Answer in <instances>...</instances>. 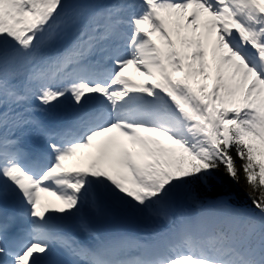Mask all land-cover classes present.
Segmentation results:
<instances>
[{
    "label": "snow or ice",
    "instance_id": "6c2138e0",
    "mask_svg": "<svg viewBox=\"0 0 264 264\" xmlns=\"http://www.w3.org/2000/svg\"><path fill=\"white\" fill-rule=\"evenodd\" d=\"M0 264H264V0H0Z\"/></svg>",
    "mask_w": 264,
    "mask_h": 264
},
{
    "label": "trees",
    "instance_id": "16d2710c",
    "mask_svg": "<svg viewBox=\"0 0 264 264\" xmlns=\"http://www.w3.org/2000/svg\"><path fill=\"white\" fill-rule=\"evenodd\" d=\"M237 163L239 164V161H237ZM224 179L227 180V178H224ZM227 183L229 184L230 188L232 189L234 193V200H233L234 202H236L239 205L243 204L246 206L247 205L251 206V201L249 200L247 196L246 185L244 184L242 173H241V183L240 184H235L232 181H227Z\"/></svg>",
    "mask_w": 264,
    "mask_h": 264
},
{
    "label": "bare ground",
    "instance_id": "6f19581e",
    "mask_svg": "<svg viewBox=\"0 0 264 264\" xmlns=\"http://www.w3.org/2000/svg\"><path fill=\"white\" fill-rule=\"evenodd\" d=\"M42 196H44V194H42ZM45 198L48 199V200H51L49 196H48V197H45ZM51 201H52V200H51Z\"/></svg>",
    "mask_w": 264,
    "mask_h": 264
},
{
    "label": "rangeland",
    "instance_id": "374dc122",
    "mask_svg": "<svg viewBox=\"0 0 264 264\" xmlns=\"http://www.w3.org/2000/svg\"><path fill=\"white\" fill-rule=\"evenodd\" d=\"M179 75V74H178Z\"/></svg>",
    "mask_w": 264,
    "mask_h": 264
}]
</instances>
